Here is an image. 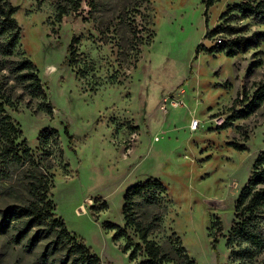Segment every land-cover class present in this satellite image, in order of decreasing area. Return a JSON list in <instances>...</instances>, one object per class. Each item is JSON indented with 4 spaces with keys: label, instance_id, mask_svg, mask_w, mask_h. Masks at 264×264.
<instances>
[{
    "label": "rangeland",
    "instance_id": "obj_1",
    "mask_svg": "<svg viewBox=\"0 0 264 264\" xmlns=\"http://www.w3.org/2000/svg\"><path fill=\"white\" fill-rule=\"evenodd\" d=\"M0 1L18 7L21 29L13 54H0V102L22 131L20 149L51 167L56 214L103 264L146 259L124 249L140 243L133 229L118 240L106 224L125 227L126 191L149 179L166 188L151 239L178 243L195 264H264V253L236 260L228 245L236 202L264 151V102L233 120L264 85V20L233 8L246 0H219L208 10L203 0H150L136 17L137 39L110 13L91 14L89 0L62 22L61 0ZM208 31L215 33L205 38ZM74 37L78 54L66 64ZM23 59L36 65L45 95L18 77ZM168 97L184 105L162 110ZM47 128L59 136L41 143ZM30 200L21 185L11 191L0 183V222ZM16 227L11 219L0 231V264H57L42 259L46 240L32 252L28 238L15 243Z\"/></svg>",
    "mask_w": 264,
    "mask_h": 264
},
{
    "label": "trees",
    "instance_id": "obj_2",
    "mask_svg": "<svg viewBox=\"0 0 264 264\" xmlns=\"http://www.w3.org/2000/svg\"><path fill=\"white\" fill-rule=\"evenodd\" d=\"M149 1L89 0L88 4L91 14L110 13L118 26L125 30L124 33H127L126 29H132L133 37L137 39L139 26L136 17L145 16L143 7ZM203 1L208 10L219 0ZM81 7L82 0H61L58 5L57 21L62 22L70 11L78 12ZM233 8L264 20V0H246ZM17 11L18 7L0 1V38L4 39L0 46V54L5 56L13 54L21 36V29L14 16ZM128 17L133 18L131 23H127ZM213 33L215 31L211 33L208 31L205 38ZM140 40L143 45L148 43L143 38ZM80 42L81 39L78 37L72 39L66 64L72 63V59L77 56ZM196 53H199V48ZM15 70L20 73L18 77L22 81L30 82L35 94L45 95L44 84L37 75L36 65L32 60H21ZM246 101H249L248 105L235 112L233 120L246 117L261 106L264 102V85L255 91L252 98H246ZM48 110L50 113L53 112L51 107H48ZM65 132L68 133L67 126ZM21 135L22 131L18 124L7 113L4 103L0 102V138L3 140L0 148V183L11 191H15L17 186L21 185L32 197L26 204L12 205L8 208L1 217L0 231L6 233L11 219H14L17 222L15 243L22 244L28 238L27 247L32 252L41 242L47 241L42 252L44 261L51 260L53 263L57 261V264H103L101 258L94 254L81 238L72 233L65 220L56 214V205L52 199L51 167L40 165L29 147L20 149L17 140ZM53 136H59L58 129L47 128L41 133L39 140L42 143ZM6 182H10L11 185ZM165 193V186L156 179L139 182L128 188L123 207L125 227L107 223L106 229L116 231L115 238L118 240L126 238L129 229L134 230L140 243L133 246L128 242L124 249L130 252L132 260L145 255L146 259L140 264H195L187 250L178 243L171 242L163 246L150 238L162 220V213H158L155 218L153 215L159 209ZM235 209V221L228 245L232 249L234 259L252 260L264 253V151L255 161L253 172L236 202Z\"/></svg>",
    "mask_w": 264,
    "mask_h": 264
},
{
    "label": "built area",
    "instance_id": "obj_3",
    "mask_svg": "<svg viewBox=\"0 0 264 264\" xmlns=\"http://www.w3.org/2000/svg\"><path fill=\"white\" fill-rule=\"evenodd\" d=\"M223 38H219L217 40V43H222L223 42ZM184 105V100L179 98V97H168L165 99V102L162 105V110L167 111L169 108L168 106L171 107H179V106H183ZM217 124H221L220 122H218ZM199 126V122L197 120H193L192 123L190 124V127L192 130H195L197 127Z\"/></svg>",
    "mask_w": 264,
    "mask_h": 264
},
{
    "label": "bare ground",
    "instance_id": "obj_4",
    "mask_svg": "<svg viewBox=\"0 0 264 264\" xmlns=\"http://www.w3.org/2000/svg\"><path fill=\"white\" fill-rule=\"evenodd\" d=\"M92 203V201L91 200H89V204H91Z\"/></svg>",
    "mask_w": 264,
    "mask_h": 264
}]
</instances>
